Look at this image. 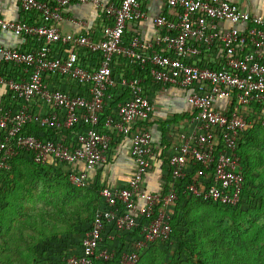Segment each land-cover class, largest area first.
I'll list each match as a JSON object with an SVG mask.
<instances>
[{"label": "built area", "instance_id": "obj_1", "mask_svg": "<svg viewBox=\"0 0 264 264\" xmlns=\"http://www.w3.org/2000/svg\"><path fill=\"white\" fill-rule=\"evenodd\" d=\"M151 1L167 8V14L151 19L154 37L144 40L134 34L127 42L131 26L150 18L145 5ZM75 3L96 4L94 0H20L23 13L38 17L40 23L0 17V32L39 44L31 51L0 46V63L21 74L19 78L0 75L8 98L0 108V171H10L12 160L26 155L38 166L64 167L70 184L85 190L96 167L109 161L110 134L129 138L133 176L125 186L102 188L103 205L82 239V252L58 264H108L119 251L103 247L105 235L115 242L123 234L139 231L118 262L138 264L152 244L170 240L180 183L191 168L200 170L183 194L230 207L240 204L245 179L239 145L255 123L264 130V16L225 0H120L105 6L103 38L95 41L61 31L64 11ZM56 49L61 56L54 54ZM82 52L97 57L99 66H83ZM117 59L148 71L164 92L170 87L188 92L191 118L169 158L171 183L166 194L148 192L144 184L160 150L146 124L153 105L145 81L137 76L118 78L113 69ZM51 78L75 83L85 93L50 89L46 80ZM116 90L128 98L114 107ZM218 102L226 103V110ZM40 105L47 109L44 115L34 111ZM33 123L45 132L63 135L62 139L36 136L29 129Z\"/></svg>", "mask_w": 264, "mask_h": 264}, {"label": "trees", "instance_id": "obj_2", "mask_svg": "<svg viewBox=\"0 0 264 264\" xmlns=\"http://www.w3.org/2000/svg\"><path fill=\"white\" fill-rule=\"evenodd\" d=\"M126 41L130 42V39H127L126 37ZM133 69L136 72L135 74H137V77L144 72L148 74V71L146 72L138 68ZM109 113L110 111L102 117V121L105 120ZM258 129L264 133V130L255 123L244 134L239 145L240 155L243 160V175L245 179V189L242 193L240 204L237 207H230L202 201L183 194L184 186L190 183L193 180L195 173L200 170V167H195L193 170V176L188 175L187 179L180 183L179 199L172 211V234L170 240L165 243L152 244L148 250L141 255L138 264H149V261L147 260L153 255L152 250L154 247L161 245L166 250L168 256L171 257L168 264H221L226 243L234 246L235 249L237 247L244 249L252 248L254 243L252 242L249 244V239L244 236H253L252 232L255 231V228L249 230V226L247 228V225L241 222L240 217L243 215L251 217L254 215L255 210L260 209L261 206V209H264V175H261V173H258V171L256 172L253 169L250 160V156L255 154V152L252 154V151H250L252 144L255 142L261 143V139L258 137ZM46 132H50L51 137L48 138L53 139L52 135L55 132L51 130ZM19 163L27 164L24 171L27 172V178L22 181L19 186L27 187V179L33 180L34 182L35 180H39V182L44 184L45 188H47L43 189L44 194L48 192L50 193L51 191L48 190L51 188L52 191H57L56 197L62 201L63 198L60 191H63L64 196H66V199H63L62 201L63 204H67L69 202L68 199L77 197V192H79V190L82 191V189H78L70 184L67 170L64 167L59 165L48 167L38 166L34 164L30 156L21 155L12 160L10 171H0V183L3 181L7 182L4 183L7 184L5 187L7 190L5 191V189H1L0 193L1 191L9 193V185L17 183V179L9 183L7 179L13 172L17 171L16 167ZM169 175L167 176L168 182L164 187V194L168 192L170 187L171 179L169 178ZM62 179L65 187L63 185L60 186ZM68 185H71L72 187ZM101 190L102 187L100 186H90L86 189V197L77 198L74 201L75 205H78L79 203L76 202L80 200L83 202L89 201L87 206H77L76 210L62 207L56 218L63 216L72 219L73 221L77 219L74 224L68 225L67 220L63 218L64 220L61 221H64L67 224L63 227L58 225V223H52L51 219L54 218L45 208L36 209L34 207L35 209H33L32 212L25 213L23 208L27 210V207L22 201H20L22 200V196L19 197L20 193L18 192V195L8 194V200L13 196H15V199L13 198L8 203V206H2L1 204L3 201H0V264H3L1 263L4 253L3 251L8 250V246H14L17 250L19 249L20 253L24 251V253L33 254L35 256V264H58L63 259L80 254L83 247L82 239L90 228L96 210L100 207L101 198L99 194ZM58 193L60 195H58ZM191 205L192 207L196 206L194 208H197V211L201 209L202 212L200 215L205 212V210H208V215L211 214V220L213 223L206 219L197 220L193 215L188 214V211H191ZM84 208L86 209L84 210ZM92 210L93 215H90V217L86 218L84 221L78 220L83 211L91 214ZM7 213L8 215L11 214L10 219L6 218ZM15 218L17 223L13 222ZM251 223L252 222H250L249 225ZM12 230L17 236L9 235L8 240L2 238L6 237L4 234L5 231L9 232ZM138 236L139 231H134L129 234H123L118 237L115 242H111L108 240V236L105 235L103 247L114 246L119 251L118 256L108 264H118L120 254L123 250L128 248L127 243L138 239ZM252 249L253 251L257 250L256 248ZM259 250V253H264L262 248H259Z\"/></svg>", "mask_w": 264, "mask_h": 264}, {"label": "crops", "instance_id": "obj_3", "mask_svg": "<svg viewBox=\"0 0 264 264\" xmlns=\"http://www.w3.org/2000/svg\"><path fill=\"white\" fill-rule=\"evenodd\" d=\"M96 4H79L70 5L64 11V21L59 25L63 33L74 35H86L100 41L103 38L104 27V8L110 3H119L120 0H94ZM235 4L245 11L257 13L264 16V0H225ZM149 14V19L142 21L137 25L131 26L126 37L131 39L135 35H139L144 40H151L155 35V28L152 20L159 15L167 14V8L157 1H151L145 5ZM0 17L8 21H25L29 24L36 25L40 23V19L32 14L23 13L20 0H0ZM73 21V22H72ZM78 23V24H76ZM0 46L19 49L23 51H31L38 48L39 44L32 38L17 36L11 32H0ZM55 55L61 56V50L56 49ZM81 64L89 69H95L99 66L98 58L89 56L85 53L80 55ZM114 74L120 78L128 75L132 78L137 74L133 68L127 66L121 59H117L114 64ZM0 75H9L15 78L21 77V74L13 69L10 65L0 63ZM145 81L147 95L153 105L151 118L146 123L151 131L153 144L160 148L156 152L152 162V167L145 178V188L148 192L160 193L164 191V187L168 182L167 176L170 174L168 162L172 155L173 146L180 132H184L188 128L191 118V108L187 103L188 92L178 87H170L164 92L157 86L147 73L139 75ZM46 84L50 89H59L72 94H83L85 88L77 86L63 79H47ZM114 92V91H113ZM115 98L112 106L125 101L128 98L127 93L121 90L114 92ZM8 104V98L4 87L0 86V108ZM217 106L225 109L226 103L218 102ZM256 106L253 107V110ZM230 109V108H229ZM46 108L42 105L34 108L35 113L44 115ZM253 114V113H252ZM255 114V112H254ZM29 129L38 137H51L50 132L39 130L35 124H31ZM112 146L110 158L106 165H99L92 173L91 187L100 186L102 188L125 186L127 181L133 176L134 163L131 158V142L129 138H125L117 133H111ZM63 135L53 133V138L62 139ZM72 136L69 137L72 140ZM193 168L189 170V176L193 175ZM196 174V173H195ZM171 179V176L169 175ZM100 195V194H99ZM102 201L100 206L102 207Z\"/></svg>", "mask_w": 264, "mask_h": 264}, {"label": "rangeland", "instance_id": "obj_4", "mask_svg": "<svg viewBox=\"0 0 264 264\" xmlns=\"http://www.w3.org/2000/svg\"><path fill=\"white\" fill-rule=\"evenodd\" d=\"M258 133H259L258 137L261 139L260 140L261 143L255 142L252 144L250 151H252V154L253 152H255V154L250 156V160L252 162L253 169L256 172L258 171V173H261V175H264V133L259 129H258ZM25 167H27V164L25 163L17 164L16 169L18 172L17 171L13 172L7 179L8 183L13 182L15 179H17V183L16 184L13 183L12 185H9V188H8L9 193L1 191L0 201H3L1 204L2 206H5V205L8 206V203L13 198L15 199V196H13L10 200H8V197H9L8 194L18 195V192H19L20 193L19 197L22 196L21 198L22 200L20 201H22L24 205L27 207V210L23 208L25 213H30L35 208L36 209L45 208L51 213L52 217L54 218V219H51L52 223H55V224L58 223V225H61L62 227L64 225L65 226L67 225L64 221H61V220H64L63 218L65 217L59 216V218L58 217L56 218V216L59 214V210L62 207L63 208L65 207L70 210L71 209L76 210L77 206L79 207H83V205L87 206L89 201L83 202L82 200H80L76 202V203H79L78 205L74 204L75 199L86 197L87 195L86 189L82 191L79 190V192H77V197L68 199L69 202L67 204H63L62 202L63 199H66V196H64L63 191H60L62 194V198H63L62 201L56 197L57 191H52L51 188L48 190V191H51L50 193L47 191L48 193L44 194L43 189L45 188V185L41 184L39 180H35L36 182L35 183L33 180L27 179V183H28L27 187L19 186V184H21V182L26 180L27 178V172H24L26 169ZM5 182L6 181H3L0 183V190L1 189H5V191L7 190L5 188L7 185V184H4ZM61 185L65 187L63 179L60 182V186ZM68 186L72 187L71 185H68ZM4 195H7V196H4ZM58 195L60 194L58 193ZM194 207H192V205L190 206L191 211L189 210L188 214L193 215L195 219L197 220L206 219V220H209V222L213 223L211 220V214L208 215L209 214L208 210H205V212H203L204 214L202 213L200 215V213L202 212L201 209L197 211V208H194ZM261 207L260 209L255 210L254 215H252L251 217H249L248 215H243L240 217L241 222L247 225V228L249 226V230H252L255 228V231L252 232L253 236L247 237V235H245L244 237L249 239L248 240L249 244L253 242L254 245L252 246V248H256L257 250L253 251L252 248L244 249L240 247H237L235 249L234 246L228 245L226 243L225 244L226 247L223 252V259H222L221 264H264V253H259L260 251L259 248H262L264 250V209H261ZM85 209L86 208H84V210ZM92 213H93V210L91 214L87 213L86 211H83L80 217L81 219L78 218V220L84 221L86 218L90 217V215H93ZM10 215L11 214L8 215L7 213L6 218L10 219ZM65 219L67 220L68 225L74 224V222L77 220L76 219L73 221L72 219H68V218H65ZM13 222L17 223L16 218L13 220ZM250 222L252 223L249 225ZM240 224L243 225L242 223ZM4 234L6 237H2V238H5L6 240H8L9 235L17 236L13 230L9 232L5 231ZM3 252H4L3 258L1 261V263L3 264H35V259H34L35 256L33 254L24 253V251L20 253L19 249L17 250V248H15L14 246H10V247L8 246V250H4ZM152 252H153V255H151V258L149 257V259L147 260L149 261V264H168L169 263L171 257L168 256L166 250L162 247V245L158 247H154Z\"/></svg>", "mask_w": 264, "mask_h": 264}]
</instances>
